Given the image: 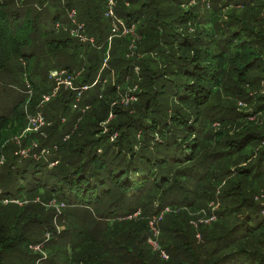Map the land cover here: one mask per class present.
<instances>
[{
    "label": "trees",
    "instance_id": "obj_1",
    "mask_svg": "<svg viewBox=\"0 0 264 264\" xmlns=\"http://www.w3.org/2000/svg\"><path fill=\"white\" fill-rule=\"evenodd\" d=\"M109 1L0 0V264H34L31 209L62 264H264V0H112L111 41Z\"/></svg>",
    "mask_w": 264,
    "mask_h": 264
},
{
    "label": "rangeland",
    "instance_id": "obj_2",
    "mask_svg": "<svg viewBox=\"0 0 264 264\" xmlns=\"http://www.w3.org/2000/svg\"><path fill=\"white\" fill-rule=\"evenodd\" d=\"M61 77H63V76H61ZM61 77L56 79L57 85H58L59 79ZM49 83L53 84V81L50 80ZM108 83H109V79H108V82H106V84H108ZM9 86H10L9 94L16 99L17 103L21 102V105H22V100H23L24 95H25V90H24L25 87H24L23 83L15 81V82L9 83ZM60 87H65L66 89L68 88L69 90H72V91L76 90V87L74 85L67 86L63 83H61V84L59 83V85L57 86V91L59 90ZM126 87H129V85H127ZM84 90L87 91L88 88H85ZM29 93H30V91H29ZM131 93H132V89L130 87L128 94L131 95ZM80 97L82 98L81 94H80ZM130 97H134V96H130ZM79 99H77L75 101L78 103ZM135 99L136 98L134 97V100ZM0 104H2L3 108H6V107L9 108L11 106L10 102H8V103L6 102L5 96H3L1 98ZM73 105H75L74 102L72 103V107H73ZM75 109H77V108L74 107L73 110H75ZM38 113H41V112H38ZM71 113H73V112H71ZM74 113H77V111L75 110ZM39 118L42 122H44L45 119L42 115H39ZM67 121H68V118H62V120H61L62 125L61 126H63L65 123H67ZM115 138H116V136H113L112 140H114ZM49 151H50V149H49ZM51 155H52L51 152L49 154H47V152H46L42 155V159L48 161V159ZM52 166L53 165H51V167ZM28 202L32 203L33 199L32 200L27 199L25 203L27 204ZM51 204H52V206L56 207L58 214H61V212H63L65 214V212H67L64 206H61V205L59 206L58 204H56L55 201H52ZM212 204H217V203L212 200L211 203L209 204V206L212 207L211 206ZM210 210H211V213H213V214L217 212L216 209H214V211L212 209H210ZM29 211H30V213H29L30 217L34 218V216L32 215L34 213L32 211H34V210L31 209ZM137 215H138V213L135 214L134 217ZM193 215L195 218L197 217L196 219L199 220V221H196L194 218L191 220V223L195 226V229L197 230V232H198V229H200L199 226L201 224L210 225V224L214 223L213 221H216V219H218V217L215 215L214 216L212 214L209 215L206 210H202L200 212L197 211L196 213H193ZM30 217H28L27 219H24V221H23V227H25V230L23 229V227H22V229L24 230L25 237L28 240H26L27 243L22 246V250H21L22 254L21 255L24 256V254H26V255H30L31 257H33L35 260L34 264H62L59 261L60 258L57 255L60 252H63L64 250L71 252V249H70L71 247L68 245H65L64 235H61V232L64 231L66 223L70 222V221H67V219L64 217V215H63V217L59 218L58 221H57L58 217H56L54 219V226L56 228V232H53V231L47 232L46 227L48 228L49 220H50V218H48V212L43 211L40 214H38V216L35 217V219H38V220H36L32 223H30V219H31ZM152 229H153V232L157 235V237H159L161 234V230L156 229V228H152ZM196 235L198 238L200 234L197 233ZM148 242L151 244V246L154 249H157V247L159 246L158 242H155L153 239H151V240L149 239ZM10 257H11V259H10L9 264H16V262H18V259H16L17 257H15L14 255H11Z\"/></svg>",
    "mask_w": 264,
    "mask_h": 264
},
{
    "label": "built area",
    "instance_id": "obj_3",
    "mask_svg": "<svg viewBox=\"0 0 264 264\" xmlns=\"http://www.w3.org/2000/svg\"><path fill=\"white\" fill-rule=\"evenodd\" d=\"M76 15V11H72L71 12V17L74 18ZM107 16H110L112 18V21H111V36H110V41L113 37H121V36H127V35H131L133 36L134 38L136 37V33H135V27H131L129 28L121 19H119L116 14L114 13V10L112 8V0L109 1V7H108V15ZM87 39L85 37H83V41H86ZM53 76L57 79L61 76L60 79H59V83H63L67 86H71V85H74L73 81H74V78L73 77H69L67 76V72L66 71H62V72H54L53 73ZM65 76V77H64ZM58 83V85H59ZM46 101L49 100V97H45ZM134 100V97H129V98H125L122 103H128L129 101H132ZM113 115L111 114L110 115V118H112ZM31 125L28 127L27 131L30 132V133H33L35 131H38L39 128H41L42 126L44 125H47L46 121L44 120V122H42L40 120L39 117L37 118H34V119H31L30 121ZM20 154V153H19ZM21 154L25 157H28L29 156V151L27 150H22L21 151ZM42 155L44 153H41ZM35 158H38V156L34 155ZM211 209L214 211V209L218 210V208L220 207V204L217 203V204H212L211 205ZM213 214V213H212ZM153 226V225H152ZM165 255V254H164ZM165 257H167L165 255Z\"/></svg>",
    "mask_w": 264,
    "mask_h": 264
}]
</instances>
